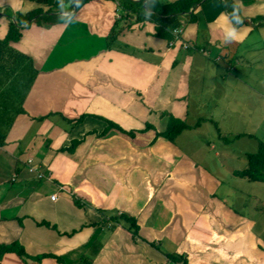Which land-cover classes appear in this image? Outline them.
<instances>
[{"label":"crops","instance_id":"1","mask_svg":"<svg viewBox=\"0 0 264 264\" xmlns=\"http://www.w3.org/2000/svg\"><path fill=\"white\" fill-rule=\"evenodd\" d=\"M39 8L61 17L17 23ZM192 12L172 45L154 20L109 43L116 0H0V243L46 255L28 264H183L168 253L264 264V228L220 192L217 172L258 199L264 182L235 171L264 143V0H202ZM10 22L21 34L6 41ZM171 117L190 126L175 142L157 134ZM105 119L126 132L101 135ZM109 211L136 217L137 239L109 230ZM0 264L27 263L7 252Z\"/></svg>","mask_w":264,"mask_h":264},{"label":"trees","instance_id":"2","mask_svg":"<svg viewBox=\"0 0 264 264\" xmlns=\"http://www.w3.org/2000/svg\"><path fill=\"white\" fill-rule=\"evenodd\" d=\"M39 2H48V0H36ZM90 0H78V5ZM119 5L120 19L116 20L109 35L108 41L111 43L117 37V35L124 29L128 28L133 24V22H143L145 20H154L155 25V35L173 38L172 30L175 28H180L182 26L180 16L186 14L189 20L193 18V12L189 13L192 6L202 0H172L162 2L161 0H146L145 5L134 1V0H116ZM226 4L232 5V0H225ZM51 9V8H50ZM48 11H52L48 10ZM36 17V21L39 23L45 22L51 24L55 22L61 15L58 14H47L43 13L42 9H35L23 14H18L16 17L17 23L25 22ZM71 16L67 15L64 17V20L67 21ZM125 20V22H124ZM21 31L14 22H10L8 29L7 40L13 39L16 40L19 38ZM88 114H82L75 119H70V122L74 125L80 123ZM107 121V127L101 132V135H104L110 130V128H117L123 132H126L122 127L117 123L105 119ZM190 128V126L184 121L175 119L171 117L166 130L162 132H157L158 136H164L172 142H175L177 136L181 134L184 129ZM130 135L133 132H128ZM77 142L73 143V147L70 150H73ZM247 164L244 168L235 171V174L239 177L247 178L250 181L264 182V143L260 142L258 149L255 152H249L246 154ZM105 212V211H104ZM109 230L114 229L117 225H122L129 232H131L134 239H137L139 236V224L136 217L129 215L128 213H119L118 211H109ZM13 252L16 253L22 261L25 263H37L42 260L46 255H29L24 247L18 242L14 241L9 244L0 243V260L3 258L5 253ZM168 257L176 261H182L183 264H189L185 257L176 254L168 253ZM48 256V255H47ZM88 262L87 259H84L83 262ZM85 264V263H84Z\"/></svg>","mask_w":264,"mask_h":264},{"label":"rangeland","instance_id":"3","mask_svg":"<svg viewBox=\"0 0 264 264\" xmlns=\"http://www.w3.org/2000/svg\"><path fill=\"white\" fill-rule=\"evenodd\" d=\"M228 127V123L224 124V129ZM221 144V143H220ZM218 146V144H217ZM228 146H235L238 148H242L243 147H247L249 146L247 144V140L246 138H243L241 140H239L238 142H236V144L232 145L229 144ZM250 148V147H248ZM253 150V149H252ZM207 157V156H206ZM207 160V159H206ZM213 156L209 155V161H206L210 167L212 168H216L215 166V162H213ZM237 163L239 164L240 162L238 161V159L236 160ZM205 162V163H206ZM219 173H221V177L223 178L221 180L222 182V186L220 187L221 190L224 193L227 192L229 195V198H235V206L243 211L245 214H250L254 216V220L257 221V226H259L260 228H264V183H261L259 185H255L254 188V192L255 195L258 196V199H255L254 201H252V199L250 198L251 195H246L247 193V187H246V183L247 182H235L233 183V181L231 180V178H228L226 175V172L223 171H217ZM224 195V194H222ZM258 200H260L258 202ZM258 206V208H256L255 206ZM247 212V213H246ZM94 248V245L92 243L91 248H89V250L91 251Z\"/></svg>","mask_w":264,"mask_h":264},{"label":"built area","instance_id":"4","mask_svg":"<svg viewBox=\"0 0 264 264\" xmlns=\"http://www.w3.org/2000/svg\"><path fill=\"white\" fill-rule=\"evenodd\" d=\"M180 33H181V29H180V28H175V29L172 30L173 39H171V40L169 41L170 45L174 44L175 39H178V38H179ZM183 47H184V48H188V47H189V44H188V43H183ZM29 167H30V168H29L30 171H32V172H38V171H37V168H36L35 166L31 165V166H29ZM39 176H42V175H39ZM55 197H56L55 194L52 195V199H55Z\"/></svg>","mask_w":264,"mask_h":264},{"label":"clouds","instance_id":"5","mask_svg":"<svg viewBox=\"0 0 264 264\" xmlns=\"http://www.w3.org/2000/svg\"><path fill=\"white\" fill-rule=\"evenodd\" d=\"M237 23H239V20H237ZM225 36L227 37L228 42L234 41L238 36L237 30L235 28L225 29Z\"/></svg>","mask_w":264,"mask_h":264}]
</instances>
